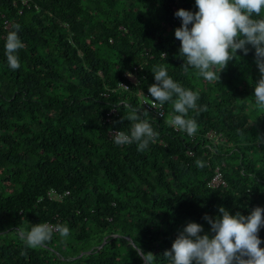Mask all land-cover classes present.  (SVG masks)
Returning <instances> with one entry per match:
<instances>
[{
	"label": "trees",
	"instance_id": "1",
	"mask_svg": "<svg viewBox=\"0 0 264 264\" xmlns=\"http://www.w3.org/2000/svg\"><path fill=\"white\" fill-rule=\"evenodd\" d=\"M178 9L198 10L195 0H0V264H144L131 240L170 264L163 253L188 223L211 236L205 214L264 209L255 50L238 51L219 82L185 72ZM17 24L24 47L12 70L5 43ZM156 66L199 93L193 136L168 124L171 101L162 118L142 105ZM124 105L159 134L145 151L109 135L130 134ZM216 168L226 185L208 184ZM40 223L70 234L29 248L17 229ZM258 236L264 248V226Z\"/></svg>",
	"mask_w": 264,
	"mask_h": 264
},
{
	"label": "clouds",
	"instance_id": "2",
	"mask_svg": "<svg viewBox=\"0 0 264 264\" xmlns=\"http://www.w3.org/2000/svg\"><path fill=\"white\" fill-rule=\"evenodd\" d=\"M195 6L198 9L195 13L178 9L174 14L181 20L174 35L180 41L179 53L186 60L185 72L190 66L204 80L219 82L218 74L237 58L238 51L247 55V46L250 45L255 50V63L260 73L254 87L255 104L264 110V0H195ZM13 27L15 30L6 37L5 55L9 67L17 70L21 64L16 53L24 45L18 37L20 25ZM153 72L156 83L148 88L154 98L153 107L156 102L163 106L171 101L176 114L167 121L168 124L193 136L198 131V124L194 118L187 117L189 110L197 109L199 93L174 82L163 66L154 67ZM124 107L129 110L127 119L135 123L130 134L115 132L113 142L118 146L136 143L137 151L147 150L159 134L149 121L140 119L138 109L130 105ZM204 110L203 106L199 108V111ZM196 164L199 168L205 167L201 160ZM218 212L220 215L215 218L207 214L203 217L213 235L202 234L203 227L194 222L178 233L171 249L163 253L170 264H264V248L260 247L262 241L258 236L264 226V209L256 207L247 216L239 212L230 215L223 207L218 208ZM54 231L62 238L70 234L65 225L48 223L36 224L27 232L17 229L19 239L32 249L49 242ZM129 247L136 251L144 264H153L155 256L144 253L135 240L129 241Z\"/></svg>",
	"mask_w": 264,
	"mask_h": 264
},
{
	"label": "built area",
	"instance_id": "3",
	"mask_svg": "<svg viewBox=\"0 0 264 264\" xmlns=\"http://www.w3.org/2000/svg\"><path fill=\"white\" fill-rule=\"evenodd\" d=\"M121 85L125 86L126 87V84L122 83ZM153 98H148V97H145L141 100V103L142 105L148 110L150 111L152 114H154L156 117L158 118H162L164 116V113H165V108L164 106H161L159 104V102H156L155 106L153 107ZM117 131H120V130H117V129H111L110 132H109V135L111 137H113L112 135L117 132ZM127 134V133H126ZM212 133H208V137H212ZM208 184L211 186V187H217L219 185H226V182L225 180L223 179L222 177V174L221 172L218 170V168H216L215 172H214V175L213 177L211 178V180L208 181ZM51 225V224H50Z\"/></svg>",
	"mask_w": 264,
	"mask_h": 264
},
{
	"label": "rangeland",
	"instance_id": "4",
	"mask_svg": "<svg viewBox=\"0 0 264 264\" xmlns=\"http://www.w3.org/2000/svg\"><path fill=\"white\" fill-rule=\"evenodd\" d=\"M206 136L208 137V133H206ZM80 254H81V253H80ZM80 254H79V255H80Z\"/></svg>",
	"mask_w": 264,
	"mask_h": 264
}]
</instances>
